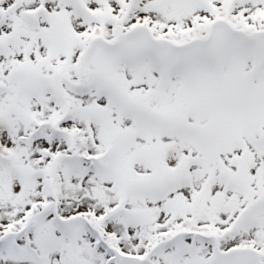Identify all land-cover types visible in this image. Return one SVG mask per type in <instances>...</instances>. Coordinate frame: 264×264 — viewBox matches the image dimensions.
<instances>
[{
	"label": "snow or ice",
	"instance_id": "snow-or-ice-1",
	"mask_svg": "<svg viewBox=\"0 0 264 264\" xmlns=\"http://www.w3.org/2000/svg\"><path fill=\"white\" fill-rule=\"evenodd\" d=\"M0 264H264V0H0Z\"/></svg>",
	"mask_w": 264,
	"mask_h": 264
}]
</instances>
